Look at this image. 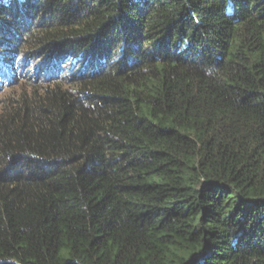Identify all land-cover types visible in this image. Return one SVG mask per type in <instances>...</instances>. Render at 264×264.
I'll return each mask as SVG.
<instances>
[{"label":"trees","instance_id":"trees-1","mask_svg":"<svg viewBox=\"0 0 264 264\" xmlns=\"http://www.w3.org/2000/svg\"><path fill=\"white\" fill-rule=\"evenodd\" d=\"M0 264H264V0H0Z\"/></svg>","mask_w":264,"mask_h":264}]
</instances>
